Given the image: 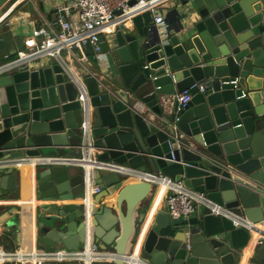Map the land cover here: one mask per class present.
Masks as SVG:
<instances>
[{"label":"water","instance_id":"1","mask_svg":"<svg viewBox=\"0 0 264 264\" xmlns=\"http://www.w3.org/2000/svg\"><path fill=\"white\" fill-rule=\"evenodd\" d=\"M132 23V31L119 26L100 44L102 66L92 57L69 71L49 60L0 75V160L80 145L75 77L87 90L97 162L130 171L149 165L264 229V0H183L164 12L163 29L149 11ZM15 54L11 41L8 56ZM184 91L192 99L178 108ZM13 169H0L8 172L1 190L8 182L15 187ZM132 176L109 168L94 173L100 193L93 197L90 242L110 256L91 264H126L137 237L147 264H240L249 231L204 207L180 219L158 211L148 223L145 200L154 187ZM32 183L42 203L8 210L16 216L12 227L20 231L28 220L33 241L45 249L82 248V209L59 204L82 197V170L35 167ZM246 264H264V241Z\"/></svg>","mask_w":264,"mask_h":264},{"label":"built area","instance_id":"2","mask_svg":"<svg viewBox=\"0 0 264 264\" xmlns=\"http://www.w3.org/2000/svg\"><path fill=\"white\" fill-rule=\"evenodd\" d=\"M29 0H16V3L0 18V26L8 32H14V25L23 21L24 13L16 11ZM63 5L60 0H48V9L54 15V22L50 23L41 19L42 25L32 27L26 34L24 47L16 50L12 57L5 55V61L0 63V75L14 67L30 62L53 60L64 69L71 71V65L75 62L84 66L87 54L90 51L92 57L99 58V37L104 35L110 37L119 26L132 31L134 29L132 20L135 16L144 12H151L153 23L158 27H164V12L169 4L175 0H67ZM177 1V0H176ZM180 1V0H178ZM2 40V38L0 39ZM69 67V68H68ZM77 86V99L81 104L83 119L80 125L81 143L79 149L82 156L79 158L44 155L33 158H18L0 160V169H21L28 166L35 167L62 165L67 167H79L82 170V197L75 202L83 211L85 224V245L77 251L66 252L64 250L38 251L33 249L25 252L21 249L14 251L0 250V264H46V263H79L91 264L103 259V253L95 251L90 242L92 229L93 197L100 193V188L94 183L96 170L109 168L121 174L131 173L136 180L146 182L154 187V195L148 216L152 218L158 211L167 212L172 219L187 218L198 207L208 209L209 214L232 221L236 227L249 231L250 238L247 246L253 241L251 249L264 241V229L258 223H251L244 217L238 215L232 209L218 205L208 199L204 194L186 188L181 182H176L161 174L143 170H129L123 166L103 164L97 162L94 157L93 138L91 135L90 119L87 105V90L83 83L73 77ZM236 85V82H233ZM206 87L198 84V91L204 92ZM192 99L189 91H184L176 97L178 108L185 107ZM182 138L183 135L178 136ZM159 199V201L157 199ZM156 199L155 205L154 201ZM17 206L22 202L15 201ZM37 203V202H36ZM42 203V201H40ZM60 202L59 204H63ZM31 204V203H30ZM153 209V212H152ZM137 237L133 244L132 253L124 259L126 264H147L138 256L140 250Z\"/></svg>","mask_w":264,"mask_h":264},{"label":"crops","instance_id":"3","mask_svg":"<svg viewBox=\"0 0 264 264\" xmlns=\"http://www.w3.org/2000/svg\"><path fill=\"white\" fill-rule=\"evenodd\" d=\"M48 0H29L28 2H25L21 6L16 7V11L19 13H24L26 15L25 19L23 21H18L14 25V32H8L5 31L8 34L7 38L3 37V34L0 33V37L3 41V47L1 49L0 53V63L5 61V55H8L9 50V43L13 41L15 49L20 50L24 47V40L26 38V34L28 31L35 26H41L42 22L41 19H44L50 23L54 22V15L52 12L48 9ZM172 2L169 4V8L172 6H175L178 4V2ZM16 3V0H9L7 1L1 8H0V18ZM60 3L63 5H67V0H60ZM0 28H2L0 26ZM162 28L163 27H159ZM109 37H105L104 35H101L99 37V43L108 42ZM88 54H91L89 51ZM99 63L100 66H102V55L99 54ZM49 60H43V61H36L33 63H42L46 64ZM85 63H90V59H88V56L85 60ZM102 68V67H101ZM206 87V84L204 82L201 83ZM79 147V146H78ZM76 147H68L66 149H53L50 151V153L45 155H52V156H63V157H74L79 158L82 156L81 150ZM72 175H77L80 168L78 167H69ZM143 171L152 172L149 165H146L143 169ZM26 171V172H25ZM34 169L31 167L25 166L21 169H13L12 173L15 175V182L16 185L13 187V182H8V191H3L0 188V250L3 251H14L17 249H21L25 252H30L33 249H36L38 251H49L53 249H45L39 244L37 245L31 235V225L28 220H22L21 224V230L17 231L15 230L12 225H14L16 221L15 213L10 214L7 216V211L10 210L12 207H16L19 211H22L24 206H17L14 202L20 201L22 204L24 203H31L32 205L40 204L39 200H35V191L32 183V175H33ZM7 170H4L3 172H0V177L7 175ZM81 197L78 195H75L74 199L72 201H64L63 204L70 206V210H75V202L78 201ZM153 195L150 194L148 198L145 200V204L148 205L152 202ZM157 199V198H156ZM156 199L154 201V205L156 202ZM159 201V199H157ZM37 202V203H36ZM153 212V209H152ZM150 216H148V223L150 220ZM139 243H141V239L139 240ZM253 244V241L248 245V247L244 250V252L247 253V258L244 263H242V260L240 264H246L248 259L252 256V250L251 246ZM133 250V243L128 245L127 247V254L132 253ZM104 258H107L110 256L109 254H103ZM46 264H77V263H46Z\"/></svg>","mask_w":264,"mask_h":264},{"label":"bare ground","instance_id":"4","mask_svg":"<svg viewBox=\"0 0 264 264\" xmlns=\"http://www.w3.org/2000/svg\"><path fill=\"white\" fill-rule=\"evenodd\" d=\"M8 1H9V0H8ZM6 2H7V1H6ZM6 2H5V3H6ZM5 3H4V4H5ZM4 4H3V5H4ZM3 5H1L0 8H1ZM25 172H26V171H25ZM151 219H152V218H151ZM151 219H150V220H151ZM150 220H149V221H150ZM246 258H247V253L244 252V254H243V258L241 259V260H242V263L245 262Z\"/></svg>","mask_w":264,"mask_h":264},{"label":"rangeland","instance_id":"5","mask_svg":"<svg viewBox=\"0 0 264 264\" xmlns=\"http://www.w3.org/2000/svg\"><path fill=\"white\" fill-rule=\"evenodd\" d=\"M13 1H14V0H13ZM175 2H176V0H175ZM0 33L3 34V37H4V38H7V37H8V34L4 31L3 28H0ZM0 53H1V50H0Z\"/></svg>","mask_w":264,"mask_h":264},{"label":"trees","instance_id":"6","mask_svg":"<svg viewBox=\"0 0 264 264\" xmlns=\"http://www.w3.org/2000/svg\"><path fill=\"white\" fill-rule=\"evenodd\" d=\"M87 56H88V59L92 58V54H87Z\"/></svg>","mask_w":264,"mask_h":264}]
</instances>
